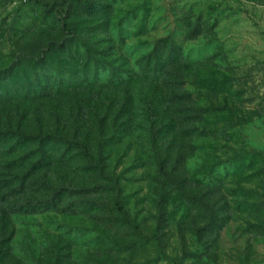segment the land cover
Here are the masks:
<instances>
[{
  "label": "rangeland",
  "instance_id": "rangeland-1",
  "mask_svg": "<svg viewBox=\"0 0 264 264\" xmlns=\"http://www.w3.org/2000/svg\"><path fill=\"white\" fill-rule=\"evenodd\" d=\"M0 137V264H264V0H0Z\"/></svg>",
  "mask_w": 264,
  "mask_h": 264
},
{
  "label": "trees",
  "instance_id": "trees-1",
  "mask_svg": "<svg viewBox=\"0 0 264 264\" xmlns=\"http://www.w3.org/2000/svg\"><path fill=\"white\" fill-rule=\"evenodd\" d=\"M8 140V137H0V142ZM19 144L21 147H36L37 150L48 148L49 146H55V145H61V141L55 137L53 134H48L45 137H39V138H28L27 140L24 139H18ZM74 142V141H73ZM71 142V143H73ZM75 150H76V158L79 160H89L94 161L93 155L86 151L84 146L80 143L74 142ZM36 150V151H37ZM38 153V152H36ZM47 161L50 159L53 160V156H46ZM91 173L98 174L101 176V178H105V172L102 168L99 167H93L91 170ZM106 179V178H105ZM94 195H105L106 192H93ZM113 207L116 212H118L120 215L126 216L125 207L124 204L117 198H114L113 201Z\"/></svg>",
  "mask_w": 264,
  "mask_h": 264
}]
</instances>
